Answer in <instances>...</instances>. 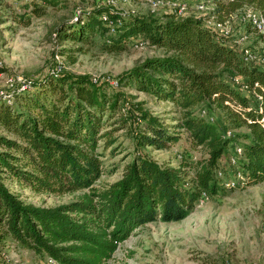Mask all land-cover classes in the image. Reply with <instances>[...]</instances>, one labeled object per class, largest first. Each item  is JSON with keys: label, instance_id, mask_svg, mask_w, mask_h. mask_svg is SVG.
I'll use <instances>...</instances> for the list:
<instances>
[{"label": "trees", "instance_id": "trees-1", "mask_svg": "<svg viewBox=\"0 0 264 264\" xmlns=\"http://www.w3.org/2000/svg\"><path fill=\"white\" fill-rule=\"evenodd\" d=\"M25 1L23 12L11 16L22 26L31 17L45 15L46 8L67 7L66 0ZM207 4L206 17L173 10L122 17L105 3L56 25L60 40L82 45L97 36L105 52H121L126 43L141 42L162 53L113 80L56 71L23 82L25 89L15 87L0 97V246L13 242L58 264H109L117 245L138 227L183 219L202 193L208 197L264 181L260 121L264 120V62L244 61L241 50L231 45L233 38L204 23L227 22L245 8L259 12L264 20V0ZM242 23L244 32L263 41V33L246 20ZM125 88L171 103L181 111L179 122L166 126L130 106L119 90ZM202 103L214 106L230 130H246L234 134L242 141L236 145L240 154L233 172L240 171L241 177L235 186L215 180L229 140L210 122L211 117L206 120L194 112ZM121 129L130 133L135 150L117 180L97 186L103 173L101 158L108 148V154H115L119 147L114 133ZM180 129L193 145L205 150L204 157H181L174 167L142 152L167 149L177 141ZM7 180L37 194L78 195L53 207L34 206L10 190Z\"/></svg>", "mask_w": 264, "mask_h": 264}, {"label": "rangeland", "instance_id": "rangeland-1", "mask_svg": "<svg viewBox=\"0 0 264 264\" xmlns=\"http://www.w3.org/2000/svg\"><path fill=\"white\" fill-rule=\"evenodd\" d=\"M24 2L26 1L0 0L2 98L7 96L10 89L25 84L23 82H33L47 73L55 72L56 67L59 73L113 80L144 59L161 55L159 49L141 42L126 43L125 50L109 53L99 48L100 39L97 36H93L92 43L82 45L57 38L54 31L60 21H74L97 5L109 3L122 17L130 14H162L176 10L179 5L183 8L180 15L206 17L210 9L208 4L197 8L196 0H162L159 3H149L146 0H66V8H46L45 15L31 17L30 23L22 26L14 22L11 16L23 12ZM249 9L233 14L225 23V30L230 32L229 37L233 38L231 45L237 49L247 45L254 52H261L262 41L259 37L254 33L244 32L242 27L241 16ZM204 23L210 24L211 21ZM242 34L245 39L236 42V37L239 39ZM77 47L81 50L73 51ZM61 49L66 51L60 54ZM71 56L74 57L73 62H70ZM119 90L125 93L130 106L159 118L162 124L169 126L179 122L181 111L171 103L159 101L135 90ZM194 112L206 120L211 117L210 122L229 140L218 163V169L223 174L215 177L216 182L223 185L224 181L234 179L237 157L235 147L242 142L234 134L246 130H230L221 113L209 103L195 106ZM114 134L118 142L115 146L119 148L114 155L108 154L109 148L105 150L101 158L103 173L96 182L97 186L117 180L123 164L135 150L129 132L121 129ZM178 135L177 141L165 150L143 148L142 152L158 163L174 167L181 157L194 160L205 156V150L193 145L184 130L180 129ZM231 158L234 160L232 164ZM6 184L10 190L19 194L24 203L34 206L53 207L73 200L78 195L77 192L60 196L37 194L19 188L8 180ZM0 255L7 258L6 264H37L41 258L15 246L13 242L0 246ZM109 264H264V181L244 187L237 186L233 190L217 192L208 197L202 193L194 209L183 219L153 221L138 227L117 245Z\"/></svg>", "mask_w": 264, "mask_h": 264}, {"label": "built area", "instance_id": "built-area-1", "mask_svg": "<svg viewBox=\"0 0 264 264\" xmlns=\"http://www.w3.org/2000/svg\"><path fill=\"white\" fill-rule=\"evenodd\" d=\"M162 0H146V2H149V3H154V2H161ZM210 0H196V7L197 8H202L203 5L207 4ZM109 4V3H108ZM182 6L179 5V7L177 6L176 7V10H173L175 11V13L179 14L180 15V12L182 10ZM102 18L104 19L105 17L102 16ZM242 20H246L250 23L251 27L252 28H255L259 33H263L264 34V20H263V17L262 15L257 12V11H254L252 10L251 8L249 10H247V12L244 13L243 17H242ZM225 23H219V22H211L210 25L214 28V29H217L218 32L220 34H222L223 36H230V32L229 31H226L225 30ZM243 36V37H241ZM240 36V38L238 39L236 37V42H241L245 39V36L242 34ZM241 50V56H242V59L246 62H249V61H260V62H264V38H263V41H262V50H261V55H256V53L247 45H242L240 46V49ZM56 70L58 71V67L55 68V72ZM53 73V72H52ZM233 81L234 82H238V78L237 77H234L233 78ZM11 85V83H9ZM26 87L25 84H21L19 86V89H24ZM256 99L259 100L260 99V96L259 95H256ZM258 111H260V108H258ZM260 121L262 122V126L264 128V120L261 118ZM235 151H236V155H239L240 154V149L238 147H235ZM230 163H234V160L231 158L230 159ZM223 174V172L219 169H217V171L215 172V177H220L221 175ZM241 177V172L240 171H235L234 172V175H233V180L231 181H224L223 182V186L225 187H229V186H235L237 185V180L238 178ZM2 258L0 259V264H6L7 263V258L5 256H1ZM37 264H58V262L49 257V256H43L40 258V260H38Z\"/></svg>", "mask_w": 264, "mask_h": 264}]
</instances>
